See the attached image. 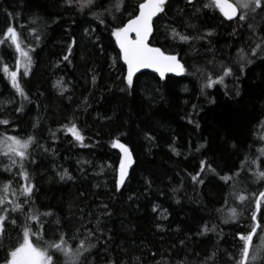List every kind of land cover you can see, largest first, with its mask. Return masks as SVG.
<instances>
[{
    "label": "trees",
    "instance_id": "16d2710c",
    "mask_svg": "<svg viewBox=\"0 0 264 264\" xmlns=\"http://www.w3.org/2000/svg\"><path fill=\"white\" fill-rule=\"evenodd\" d=\"M208 2L166 0L165 11L153 19L150 43L176 54L184 71L164 80L140 72L129 88L111 30L137 13V0H125L120 11L113 7L117 0H94L83 9L64 0H0V30L15 26L31 58L27 75L17 70L25 99L3 72L5 63L14 69L15 47L0 46V119L10 122L0 124V140L33 137L23 164L34 185L32 203L12 213L17 223L9 219L0 233V264L22 242L26 223L33 233L30 242L40 249L57 242L60 233L75 248L92 228L95 247L85 254V264H203L213 252L215 264H235L243 246L238 233L250 231L264 192V180L255 175L264 171V52L257 49L253 56L259 41L248 27L264 37V12L249 14L247 22L225 20L218 8L203 6ZM93 13H101L104 23ZM173 28L192 39L173 37ZM213 57L237 71L202 92L205 81L192 74L194 66ZM56 80L65 91L54 86ZM70 122L82 142L62 127ZM114 140L134 159L119 191ZM201 161L215 173L205 169L198 177L204 183H196L192 176L201 171ZM8 167L0 163V197H6L0 208H11L8 200L25 199L13 194L25 183L19 163ZM65 170L71 179H61ZM221 176L232 178L226 182ZM237 195L246 199L241 202ZM29 207L53 215L42 217L40 228L37 221H26ZM257 217L259 223V212ZM205 227L209 231L202 232ZM260 244V235L254 236L251 247Z\"/></svg>",
    "mask_w": 264,
    "mask_h": 264
},
{
    "label": "snow or ice",
    "instance_id": "6c2138e0",
    "mask_svg": "<svg viewBox=\"0 0 264 264\" xmlns=\"http://www.w3.org/2000/svg\"><path fill=\"white\" fill-rule=\"evenodd\" d=\"M65 4L77 3L81 9L85 7H90L94 4V0H64ZM125 0H117V3L113 6L116 11H120L121 7L124 5ZM188 4H193L194 0H187ZM138 4V13L133 12L126 23L122 25H116L111 30V35L115 37L116 43L120 49V57L122 58L124 64L127 65V76L125 80L129 88L133 87V77L139 72L140 69L151 68L160 74L161 78H164L166 72H183L184 65L180 63L177 55L175 54H166L159 47L150 46L148 43L149 36L153 31V17H156L158 13H163L166 8V0H137ZM205 8L215 7L224 15L225 18L232 20L235 18L241 22H247L249 19V14L253 16L258 15L259 12H264V0H233V2H228V0H209L208 3L203 5ZM259 10V12H258ZM105 11H110V9H105ZM13 19H15L14 14H9ZM93 16L96 19H99L100 23H104V20L101 18V13H93ZM35 23V20L32 21ZM249 29L251 30V35L255 37L259 42L251 49L253 56L257 55V49L261 52H264V37L255 36L256 29L252 24H248ZM30 32L35 33V28H30ZM85 31H88L87 29ZM173 37H179L181 41L187 42L191 37L183 35L175 28L171 30ZM211 35V32L207 33ZM0 46L7 44L10 48L15 47V52L19 54L16 64L20 65L21 58L25 62L26 68L31 63V58L29 52L25 51L21 47L20 33L17 31L15 26L9 24L4 29L0 30ZM37 40L40 39L39 35L35 37ZM202 38V37H201ZM71 47V46H70ZM241 53L240 59H243L242 50H238ZM3 58L0 57V60ZM65 60L68 59L67 56L64 57ZM208 65H212L211 68ZM237 69H235L231 64H224L223 62L217 63L215 57L213 59L206 61L204 66H194L193 75H197L198 78L204 79L205 83L201 87V91L205 87H212L214 83L223 82L224 77L233 76L236 74ZM238 71L243 74L244 65L239 66ZM3 72L10 77L11 85L16 90V93L25 99L24 90L21 87L17 79V72L10 71L9 66L5 63L3 65ZM27 75V70L23 73ZM239 78V77H237ZM93 82H95V76H93ZM61 82L58 80L56 85L60 86ZM64 89L61 87V92ZM239 95V92H237ZM195 107V105H194ZM17 112H21L22 108H17ZM10 122L7 119H0V124L8 125ZM35 127V125H34ZM69 133L72 134L73 138L77 142L83 141V136L81 135L78 127L74 123H69L63 125ZM199 127V125H197ZM53 135H55L53 133ZM33 142V137L29 136L26 140L17 139L15 136H6L0 140V143L7 145V151L5 155H10L11 164L15 165L19 163L20 172L18 173L21 179L25 181L24 184L20 185L19 189L13 190V194L17 191L19 195L25 197L21 203H17L15 200H8L7 203L11 205V208L3 207L0 208V233L4 231L5 224L11 219V223L16 224L17 220L11 218V214L14 212L23 211V205L32 203L31 197L34 191V185L28 183L29 176L28 173L24 170L23 161L27 157V149L29 145ZM113 147H119L122 152L125 153V156L121 158L119 176L116 179V189L120 190L121 185L124 183L125 177L127 175L128 162L131 160V154L128 152V149L118 140L112 142ZM203 147V145H201ZM47 151V149H45ZM175 151V149H173ZM264 154V150H261ZM179 154V153H177ZM12 157H18L19 160ZM34 162V161H33ZM207 169L210 172L215 173V169L212 168L211 164H205L204 161H201V171L197 172L192 176V180L196 183H204L201 177V173ZM6 171L11 169L8 166H5ZM236 175V174H234ZM258 179L264 180V171H258L255 173ZM65 176H68L67 170L61 174V179H64ZM71 179L70 176H68ZM224 181L230 180V176H221ZM11 182L5 183L3 185V190L5 193L9 191ZM260 199L256 202V209L253 211L251 220L253 224L250 231L246 234H240L239 238L243 242V246L239 253V258L235 259V264H264V192H261ZM236 199L243 202L246 199L245 195H237ZM6 197H0V205H5ZM106 209L107 205H103ZM156 210L155 208L153 209ZM230 219H234L237 215L236 209H229ZM257 212L260 213V222L256 223L258 217ZM53 215L51 212L39 213L38 211L28 208L26 214V221H37L40 228L44 226L42 217H47ZM105 215H110V213H105ZM226 222V221H225ZM59 223V221H57ZM80 230L77 229V232ZM86 235L84 239H81L79 243L73 248L65 239V233H60L57 242L48 243L46 248L40 249L33 246V243L30 242V235H32V230L26 223L23 228V240L19 245L9 251L8 256L5 258L4 264H85L87 260L86 253L95 245L91 243V239L96 237L95 231L92 228L85 230ZM209 231L206 227L202 229V232ZM38 238L39 234L35 233ZM260 235L261 244L257 245L255 248H252L253 237ZM75 239V235L72 237ZM183 243V241L181 242ZM215 255L213 252L212 255L205 257L203 264H215ZM63 258V261L62 259ZM179 264H185L184 261H180Z\"/></svg>",
    "mask_w": 264,
    "mask_h": 264
},
{
    "label": "water",
    "instance_id": "95a60500",
    "mask_svg": "<svg viewBox=\"0 0 264 264\" xmlns=\"http://www.w3.org/2000/svg\"><path fill=\"white\" fill-rule=\"evenodd\" d=\"M228 2H232V1H231V0H228ZM137 13H138V9H137ZM158 14H159V13H158ZM158 14H157V15H158ZM221 14H222V13H221ZM222 16H223V18H224L225 20H229V19L225 18L223 14H222ZM154 18H155V17H153V19H154ZM126 22H127V21H125V23H126ZM152 33H153V31H152ZM152 33H151L150 36H149L148 43L150 44V46L158 47V46L152 45V44L150 43V38H151ZM115 44H116V47H117V49H118V51H119V55H120V49H119V46H118L117 43H116V40H115ZM161 50H162V49H161ZM166 54H173V53H166ZM175 55H176V54H175ZM177 58H178V56H177ZM120 59H121L122 64L124 65L125 72H126V75H127V65L124 64V62H123V60H122L121 57H120ZM178 59H179V58H178ZM179 61H180V60H179ZM180 63L182 64L181 61H180ZM144 71L154 73V74H155L159 79H161V80H164V79L166 78V76H176V75H179V74L181 73V72H179V73H177V72H166L164 78H161V77H160V74H159L158 72H156L154 69L146 68V69H140L139 72H137L136 74H138V73H140V72H144ZM136 74H135V75H136ZM135 75H134V76H135ZM121 144H122V143H121ZM123 145H124V144H123ZM124 146L128 149V152L131 154V160H130V162H128V167H127V175H126L125 180H124V183H125V181H126V179H127V177H128L129 171H130L131 167L133 166L134 159H133V156H132V153H131L130 149H129L126 145H124ZM118 152H119V155H120V162H121V158L125 156V153L122 152L121 149H120L119 147H118ZM120 162H119V165H118V176H119ZM124 183H123V184H124ZM123 184H122V185H123ZM122 185H121V186H122ZM258 199H260V195H259ZM258 199H257V200H258ZM256 202H257V201H256ZM257 213H258V212H257Z\"/></svg>",
    "mask_w": 264,
    "mask_h": 264
},
{
    "label": "rangeland",
    "instance_id": "374dc122",
    "mask_svg": "<svg viewBox=\"0 0 264 264\" xmlns=\"http://www.w3.org/2000/svg\"><path fill=\"white\" fill-rule=\"evenodd\" d=\"M233 1V0H232ZM22 47V46H21ZM22 49L23 50H25V51H27V49L26 48H24V47H22ZM19 57V54L17 53V58ZM17 58H16V61H17ZM16 61L13 63V68L14 69H12V70H10V71H16L17 72V70H19V69H23L24 71L25 70H28V68H29V65L27 66V68H26V65H25V62L23 61V58H21V63H20V65L19 66H17V64H16ZM58 80H56L55 82H54V85H56V82H57ZM60 81V80H59ZM61 82V81H60ZM59 91H61V87H63V89H64V91L66 90V87L61 83L60 84V86H55ZM8 104V102H1V105H2V107H4L5 105H7ZM7 151V145L6 144H4V143H0V163L2 164V166H10V164H11V161H10V155L11 154H9V155H5L4 153ZM12 158H14V159H19L18 157H12Z\"/></svg>",
    "mask_w": 264,
    "mask_h": 264
},
{
    "label": "bare ground",
    "instance_id": "6f19581e",
    "mask_svg": "<svg viewBox=\"0 0 264 264\" xmlns=\"http://www.w3.org/2000/svg\"><path fill=\"white\" fill-rule=\"evenodd\" d=\"M120 56V55H119ZM121 60V59H120ZM122 63V62H121ZM124 66V65H123ZM125 69V68H124ZM126 73V72H125ZM116 177L118 178V167H117V170H116ZM257 223V222H256Z\"/></svg>",
    "mask_w": 264,
    "mask_h": 264
}]
</instances>
